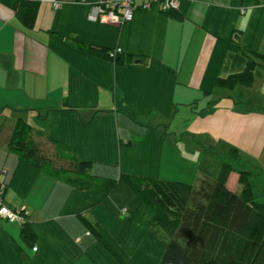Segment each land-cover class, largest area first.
Listing matches in <instances>:
<instances>
[{
  "label": "crops",
  "instance_id": "crops-1",
  "mask_svg": "<svg viewBox=\"0 0 264 264\" xmlns=\"http://www.w3.org/2000/svg\"><path fill=\"white\" fill-rule=\"evenodd\" d=\"M97 1H41L28 27L0 0V180L34 233L25 241L23 223L0 218V264H122L82 217L125 264H160L165 253L127 182L80 189L13 152L20 116L39 125L37 142L91 161L94 177L199 185L216 181L221 155L237 148L264 187V0H183L175 11L137 9L120 25L90 19ZM235 36L257 61L254 81L219 87L235 71L226 42ZM91 47L121 49L120 60ZM227 185L241 192L237 171Z\"/></svg>",
  "mask_w": 264,
  "mask_h": 264
},
{
  "label": "trees",
  "instance_id": "trees-1",
  "mask_svg": "<svg viewBox=\"0 0 264 264\" xmlns=\"http://www.w3.org/2000/svg\"><path fill=\"white\" fill-rule=\"evenodd\" d=\"M3 1L16 9L26 26L34 27L41 1ZM226 42L228 65L235 71L226 77H219L217 86H251L257 61L243 49L238 36ZM91 51L111 58V50L91 47ZM261 59L264 62V57ZM113 60L119 61L120 56ZM9 147L22 160L42 172L80 189H88L91 179L97 180L109 191H113L120 182H127L153 213L152 232L165 246L160 264H264V188L257 184L261 172L245 168L246 162L237 148L221 155L224 166L216 181L205 179L199 185H192L129 174H123L118 179L91 176V161L79 160L60 147H57L55 156L47 154L34 139L32 125L22 116L15 123ZM233 171L239 173L243 186L241 192L227 185L229 174ZM82 219L89 231L96 234L107 249L125 264L101 238L97 227L85 217ZM33 236L27 220L23 223V239L30 241Z\"/></svg>",
  "mask_w": 264,
  "mask_h": 264
},
{
  "label": "built area",
  "instance_id": "built-area-1",
  "mask_svg": "<svg viewBox=\"0 0 264 264\" xmlns=\"http://www.w3.org/2000/svg\"><path fill=\"white\" fill-rule=\"evenodd\" d=\"M39 1L51 2L58 8L62 0ZM182 1L183 0H98L93 6L90 19L93 21L120 25L132 20L137 9L156 7L165 12L175 11L179 9ZM120 53L121 49H116L110 51L109 55L112 59H115ZM5 189V183L0 180V218L10 222L25 223L27 221V212L23 208H11L6 203ZM34 249H36V247Z\"/></svg>",
  "mask_w": 264,
  "mask_h": 264
},
{
  "label": "rangeland",
  "instance_id": "rangeland-1",
  "mask_svg": "<svg viewBox=\"0 0 264 264\" xmlns=\"http://www.w3.org/2000/svg\"><path fill=\"white\" fill-rule=\"evenodd\" d=\"M233 94L235 95V92H233ZM201 103V102H200ZM201 104H203V103H201ZM203 106V105H202ZM7 115V117H4L5 118V120L8 118V122H7V124L6 125H4V127H5V129L7 130V129H9V127L11 128V126H12V121H11V114H6ZM5 120H4V122H5ZM29 123H31V125L33 126V128H36L37 130L40 128L39 127V125L37 124V123H32V121L30 122V121H28ZM34 137H35V135H33ZM40 146L42 147V149L47 153V154H49V155H52V156H55L56 155V151H57V149H54V151H52L51 150V143H50V141L47 139V138H44V140H42L41 141V143H40ZM53 149V148H52ZM51 153H50V152ZM244 167L245 168H247L246 167V164L244 165ZM258 184V186L260 187V185H259V183H257ZM262 188H264V187H262Z\"/></svg>",
  "mask_w": 264,
  "mask_h": 264
}]
</instances>
